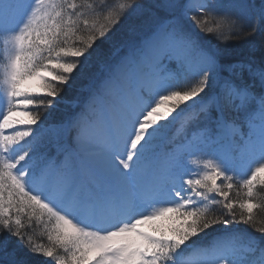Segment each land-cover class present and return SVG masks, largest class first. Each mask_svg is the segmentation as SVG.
Wrapping results in <instances>:
<instances>
[{"label":"snow or ice","instance_id":"6c2138e0","mask_svg":"<svg viewBox=\"0 0 264 264\" xmlns=\"http://www.w3.org/2000/svg\"><path fill=\"white\" fill-rule=\"evenodd\" d=\"M251 7L0 0L6 264H264V48L233 61L205 39L241 34ZM133 13L143 22L122 39ZM248 35L264 39V0ZM104 44L115 51L104 74L45 126ZM22 214L44 224L48 246Z\"/></svg>","mask_w":264,"mask_h":264},{"label":"trees","instance_id":"16d2710c","mask_svg":"<svg viewBox=\"0 0 264 264\" xmlns=\"http://www.w3.org/2000/svg\"><path fill=\"white\" fill-rule=\"evenodd\" d=\"M258 3H261V0H256ZM154 0H141V3L144 5H148L153 3ZM253 5V4H252ZM142 18H140L137 14L133 13L124 19V21L117 27L116 35L123 38H130L132 36V30L138 27L142 23ZM253 22V21H252ZM244 23L243 32L239 35H231L226 33V40L221 41L217 40L214 37H205L211 44L225 49L230 54V59L233 61H239L246 59L253 51L256 52V55L259 56L261 48H264V39H262L259 35H248L251 32H247L248 26L251 24ZM251 27V25H250ZM110 51L109 46L107 44L101 45L100 48L97 49L96 52L93 53L92 62L90 67L86 68L84 72H86V76L80 80L82 75L79 74L71 88H67L64 93L60 103L57 106V110L55 111L53 117L46 120V123L50 122H58L59 120L65 118L67 115L71 114L75 111L72 104L77 100V98L81 97L86 88V80L92 79L97 73L101 63L100 61L104 59H108V55L112 52ZM45 123V124H46ZM51 149V148H48ZM234 195V194H233ZM257 200L264 199V192H260L257 190ZM264 215V213H262ZM22 222L25 224V230L33 235V239L37 243L44 244L45 246L49 245V241L47 240V233L45 231V227L43 223H37L35 217L32 218L29 223L26 215L22 214ZM15 239L12 238L9 240V248L15 247ZM62 254V253H61ZM18 257H26V253L23 250H20L18 253ZM28 259H36L43 260L46 264V261L49 258H41V257H26ZM8 257L5 252L0 251V262L6 264Z\"/></svg>","mask_w":264,"mask_h":264},{"label":"rangeland","instance_id":"374dc122","mask_svg":"<svg viewBox=\"0 0 264 264\" xmlns=\"http://www.w3.org/2000/svg\"><path fill=\"white\" fill-rule=\"evenodd\" d=\"M225 50V49H224ZM226 51V50H225ZM227 52V51H226ZM5 55H6V52H5V48H4V45H3V37H0V65H2L4 63V58H5ZM81 74H85V75H82L80 80H82L85 76H86V72H82ZM87 83H90V79H87L86 80V84ZM22 118H26V117H22ZM176 122V121H175ZM173 122V123H175ZM174 124H172L170 127H169V131H168V136L169 137H172L173 135V132L171 131V129L173 128ZM181 126V125H180ZM145 228H147V226H145Z\"/></svg>","mask_w":264,"mask_h":264},{"label":"bare ground","instance_id":"6f19581e","mask_svg":"<svg viewBox=\"0 0 264 264\" xmlns=\"http://www.w3.org/2000/svg\"><path fill=\"white\" fill-rule=\"evenodd\" d=\"M226 3H232V2H226ZM252 23H253V22H251L250 25H252ZM250 25H249L248 28H247V32H249V30L251 29ZM249 33H250V32H249Z\"/></svg>","mask_w":264,"mask_h":264}]
</instances>
